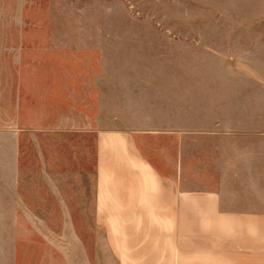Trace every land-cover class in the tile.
<instances>
[{"label": "crops", "instance_id": "obj_1", "mask_svg": "<svg viewBox=\"0 0 264 264\" xmlns=\"http://www.w3.org/2000/svg\"><path fill=\"white\" fill-rule=\"evenodd\" d=\"M238 1L241 49L264 51V0ZM157 78L128 67L97 88L93 113L0 126V227L28 228L46 264H264V186L234 169L247 156L216 159L217 186L198 187L192 135L221 133L216 115L231 91L185 90L198 76ZM246 81L258 95L264 75Z\"/></svg>", "mask_w": 264, "mask_h": 264}, {"label": "rangeland", "instance_id": "obj_2", "mask_svg": "<svg viewBox=\"0 0 264 264\" xmlns=\"http://www.w3.org/2000/svg\"><path fill=\"white\" fill-rule=\"evenodd\" d=\"M232 1L0 0V126H43L64 113H93L97 88L110 89L106 77L128 67L133 74L146 69L161 86L165 74L198 76L184 89L231 91L216 115L221 133L192 135L204 176L198 187L217 186L224 164L215 160L224 154L247 156L234 169L249 186H264V146L256 144L264 141V84L256 95V84L246 81L257 70L264 75V51L241 49L233 18L239 1ZM197 121L207 122L204 115ZM26 235L25 227H0V264H46Z\"/></svg>", "mask_w": 264, "mask_h": 264}]
</instances>
